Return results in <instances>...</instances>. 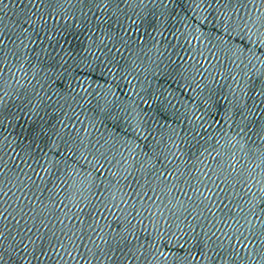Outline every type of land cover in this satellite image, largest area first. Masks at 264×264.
Returning a JSON list of instances; mask_svg holds the SVG:
<instances>
[{"label": "water", "instance_id": "water-1", "mask_svg": "<svg viewBox=\"0 0 264 264\" xmlns=\"http://www.w3.org/2000/svg\"><path fill=\"white\" fill-rule=\"evenodd\" d=\"M0 264H264V0H0Z\"/></svg>", "mask_w": 264, "mask_h": 264}]
</instances>
